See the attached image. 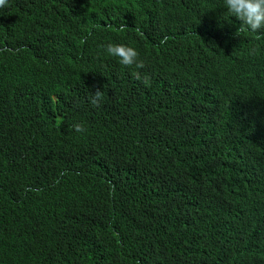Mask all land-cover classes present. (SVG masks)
I'll list each match as a JSON object with an SVG mask.
<instances>
[{"label":"trees","instance_id":"16d2710c","mask_svg":"<svg viewBox=\"0 0 264 264\" xmlns=\"http://www.w3.org/2000/svg\"><path fill=\"white\" fill-rule=\"evenodd\" d=\"M18 1L35 8L26 10L15 26L23 41L10 44L19 46L24 60L20 77H9L5 81L11 85L0 91V264H243L238 247L215 249L214 239L203 245L195 223L200 208L232 195L245 173L257 169L249 161L264 141L252 120L232 128L217 117L205 126L185 107L175 148L166 158L187 162L192 172L182 179L174 202L148 220L135 216L117 226V217L103 215L94 200L89 204L43 171L63 162L62 171L82 177L98 157L120 170L132 164L159 170L169 144L157 137L137 107L152 98L148 86L186 80L181 58L198 47H212L219 57H241L242 44L254 41V34L205 35L209 27L225 22L222 15L227 18L221 0H167L168 15L161 7L155 12L152 0ZM40 9L49 15L47 23L41 19L37 24ZM104 9L116 30L99 26ZM228 20L234 30V21ZM108 43L132 45L144 66L120 65L104 51ZM88 44L98 48L94 65L80 58ZM107 61L111 69L105 67ZM113 72L122 90L113 87ZM171 88L175 93L179 89ZM97 90L102 102L93 107L89 98ZM251 103L260 116L264 95L254 85ZM151 106L152 101L146 112ZM153 109L166 117L158 105ZM75 123L85 131L75 132ZM136 124L139 134L133 130ZM210 169L227 172L217 178L202 175ZM45 205L55 206L58 215Z\"/></svg>","mask_w":264,"mask_h":264},{"label":"clouds","instance_id":"9594fccd","mask_svg":"<svg viewBox=\"0 0 264 264\" xmlns=\"http://www.w3.org/2000/svg\"><path fill=\"white\" fill-rule=\"evenodd\" d=\"M166 2L167 0H152L155 12L161 7V12L168 15L165 10ZM28 4L18 0H0V50L5 49L9 53L8 58L4 50L0 51V58L5 59L4 62L0 61V91L11 85L6 82L9 77H20L17 73L23 68L24 60L18 53L19 46L10 44L23 41L15 26L21 22L26 10L35 8ZM221 6L225 9L227 18L234 21L235 29L231 28L229 20L222 15L225 22L209 27L203 31L205 35L217 37L229 33L244 36L252 33L255 40L244 41L241 57H235L233 53L219 57L213 54L212 47H198L181 58L180 66H186L189 74L186 80L176 82L171 79L170 84L148 86L152 91V98L146 99L144 106L139 104L137 107L139 115H145L157 137L169 144L159 159V170L133 164L120 170L115 164L106 163L98 157L88 164V175L71 177L69 169L61 170L62 162L44 170L45 177H56L61 188L84 198L89 204L90 199L94 200L103 215L117 217V226H123L135 216H143L148 220L152 213H161L160 210L163 211L166 203L174 202L180 186L184 184L182 179L192 172L187 162L166 158L175 148L177 130L183 123L180 114L185 111V107H190L198 116L200 124L205 126L213 124L217 117L222 123L227 120V125L232 128L245 124L242 121L252 120L259 125L260 138L262 136L264 141V105L258 116L251 103L253 85L264 95V0H221ZM35 16L37 24L41 19L47 23L49 18L45 10L41 9ZM176 17L179 18L178 15ZM98 24L101 28L116 30L106 9ZM97 49L91 44L86 45L80 58L94 65ZM104 51L124 67L135 66L140 69L144 66L143 61L138 58V51L130 44L108 43L104 46ZM204 57L209 58V61H205ZM105 67L111 69L110 61L105 63ZM248 80L252 83L247 82ZM113 81V87L122 90L121 81L114 72ZM173 84L179 88L176 93L171 88ZM151 101V112H146ZM101 102L102 91L92 92L89 103L98 107ZM154 105L162 108L161 113L166 117H160L153 109ZM166 107L174 114L169 115ZM235 112L237 115L233 118ZM249 113L253 115L250 117L247 115ZM152 118L154 122L150 121ZM73 129L77 133L85 131L80 123H75ZM133 130L139 134L138 124L133 126ZM95 137L97 141L103 139ZM249 162H254L257 169L245 173L232 195L219 196L208 206L200 208L201 216L195 223L197 235L203 245L214 239L215 249L238 247L243 264L264 260V148L253 153ZM64 171L68 174H63ZM226 172L223 169H210L202 175L217 178ZM89 178L96 180L82 184ZM188 198L184 195V203ZM45 208L58 215L55 206L45 205Z\"/></svg>","mask_w":264,"mask_h":264}]
</instances>
